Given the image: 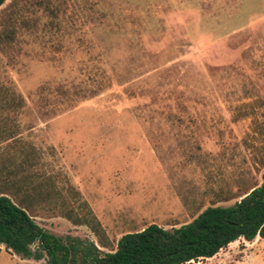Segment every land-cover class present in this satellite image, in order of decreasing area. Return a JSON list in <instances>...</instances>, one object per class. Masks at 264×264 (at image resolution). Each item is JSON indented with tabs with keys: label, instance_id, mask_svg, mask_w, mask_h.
Wrapping results in <instances>:
<instances>
[{
	"label": "rangeland",
	"instance_id": "obj_1",
	"mask_svg": "<svg viewBox=\"0 0 264 264\" xmlns=\"http://www.w3.org/2000/svg\"><path fill=\"white\" fill-rule=\"evenodd\" d=\"M263 171L264 0L0 4V191L42 227L108 250ZM195 263L264 264V237Z\"/></svg>",
	"mask_w": 264,
	"mask_h": 264
},
{
	"label": "trees",
	"instance_id": "obj_2",
	"mask_svg": "<svg viewBox=\"0 0 264 264\" xmlns=\"http://www.w3.org/2000/svg\"><path fill=\"white\" fill-rule=\"evenodd\" d=\"M255 235L264 237V171L231 203L206 205L178 225L149 222L125 231L108 250L87 237L42 227L0 191V247L25 258L44 257L46 264H196L238 237Z\"/></svg>",
	"mask_w": 264,
	"mask_h": 264
},
{
	"label": "crops",
	"instance_id": "obj_3",
	"mask_svg": "<svg viewBox=\"0 0 264 264\" xmlns=\"http://www.w3.org/2000/svg\"><path fill=\"white\" fill-rule=\"evenodd\" d=\"M2 247V246H1Z\"/></svg>",
	"mask_w": 264,
	"mask_h": 264
}]
</instances>
